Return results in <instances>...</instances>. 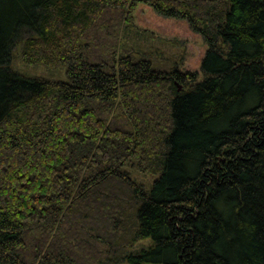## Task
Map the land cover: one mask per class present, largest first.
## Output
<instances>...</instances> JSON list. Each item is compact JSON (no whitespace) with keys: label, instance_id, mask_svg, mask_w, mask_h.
<instances>
[{"label":"trees","instance_id":"16d2710c","mask_svg":"<svg viewBox=\"0 0 264 264\" xmlns=\"http://www.w3.org/2000/svg\"><path fill=\"white\" fill-rule=\"evenodd\" d=\"M139 2L202 76L121 48ZM0 264H264V0H0Z\"/></svg>","mask_w":264,"mask_h":264},{"label":"rangeland","instance_id":"374dc122","mask_svg":"<svg viewBox=\"0 0 264 264\" xmlns=\"http://www.w3.org/2000/svg\"><path fill=\"white\" fill-rule=\"evenodd\" d=\"M131 23L123 29L121 48H131L140 52L153 49L166 68L176 66L184 72H196L202 76L200 65L207 49L203 37L193 31L186 19L165 17L143 2L136 4L131 13ZM164 62V64H163ZM20 73L27 76H44L52 79H66L62 68L50 69L43 66L14 65ZM131 176L144 186L149 187L157 175L142 174L130 170ZM145 244L148 241L144 242ZM144 243H136L142 246Z\"/></svg>","mask_w":264,"mask_h":264}]
</instances>
